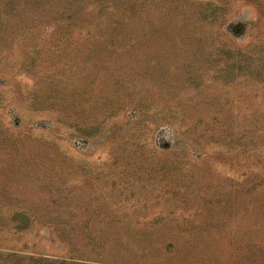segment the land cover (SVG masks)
Returning <instances> with one entry per match:
<instances>
[{
    "label": "rangeland",
    "instance_id": "obj_1",
    "mask_svg": "<svg viewBox=\"0 0 264 264\" xmlns=\"http://www.w3.org/2000/svg\"><path fill=\"white\" fill-rule=\"evenodd\" d=\"M0 264H264V0H0Z\"/></svg>",
    "mask_w": 264,
    "mask_h": 264
}]
</instances>
